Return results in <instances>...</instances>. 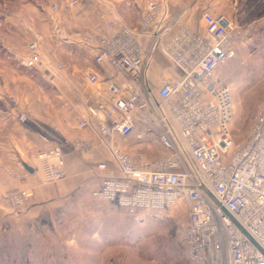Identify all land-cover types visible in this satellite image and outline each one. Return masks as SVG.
Returning <instances> with one entry per match:
<instances>
[{"label":"built area","instance_id":"1","mask_svg":"<svg viewBox=\"0 0 264 264\" xmlns=\"http://www.w3.org/2000/svg\"><path fill=\"white\" fill-rule=\"evenodd\" d=\"M94 1L100 24L77 39L62 34L58 0H49L47 10L50 38L90 52L95 64L112 71L105 81L94 70L83 72L91 92L81 98L80 119L67 123L90 128L113 162L112 167L101 162L91 169L90 176L100 179L92 196L143 221L184 208L186 222L176 232L190 264H264V108L251 118L244 141L236 143L231 88L218 72L236 57L248 29L201 5L202 28L193 29L180 22V15L169 13L170 0H148L139 25L130 27L108 0ZM66 4L75 7L79 0ZM142 37L148 39L146 51ZM44 41L41 33H34L19 64L34 70L52 65L64 69L53 55L50 60L43 55ZM158 51L180 76L162 79L152 89L147 73ZM117 137L137 143L149 138L164 153L154 158L127 154L118 147ZM90 146L82 140L73 145L77 152ZM30 159L40 185L67 175L58 145L35 151ZM30 196L29 190H21L1 199L18 213Z\"/></svg>","mask_w":264,"mask_h":264},{"label":"crops","instance_id":"2","mask_svg":"<svg viewBox=\"0 0 264 264\" xmlns=\"http://www.w3.org/2000/svg\"><path fill=\"white\" fill-rule=\"evenodd\" d=\"M108 1L114 5L118 15L128 26L137 27L148 0ZM208 1L170 0L169 13L174 16L180 15L181 23L201 30L200 5L212 12H220L212 5L219 0H213L212 4ZM48 5L49 0L44 4L37 1L29 3L26 0H4L0 3V208H2L0 219L17 215L37 217L43 210L54 207L63 200L77 197L88 189L97 188L100 179L98 176L92 178L90 171L98 163L104 162L108 166H113L106 149L95 140L90 128H76L70 125L80 119L83 111L81 98L89 96L91 92L83 72L94 70L98 72L100 79L105 81L112 71L95 64L90 52L50 38L47 23ZM58 5V21L62 34L69 39H77L100 24V10L94 0H79L75 7H68L66 0H58ZM34 33H41L45 37L41 46L43 55L45 57L47 55L49 60L53 55L64 64L62 70L55 69L53 65L48 70L40 69L42 71L40 78L56 85L67 86L71 94L68 97L57 96L60 102L66 101L68 104L63 105L59 102L52 113H44V101L47 99H44L42 89L33 73L22 67L18 61V58L26 54L27 44ZM140 43L142 50L146 51L148 39L142 37ZM155 58L163 61L164 67L156 68ZM173 76H180L179 70L162 51L156 52L148 68L149 86L152 89L158 88L162 79ZM3 92L13 93L19 104L10 109V105L3 102ZM80 140L91 143V146L84 151H75L73 145ZM116 143L123 152L131 155L145 153L148 157L154 158L164 153V150L152 143L149 138L137 143L133 138L117 137ZM57 145L63 151L67 175L55 183L40 185L39 175L34 170L30 155L35 151H47ZM104 155L110 158L111 164L102 160L101 157ZM25 166L31 168V171ZM21 190H29L31 196L19 214L13 213L5 206L1 197L3 194ZM120 258L100 256L102 261L107 259L117 261Z\"/></svg>","mask_w":264,"mask_h":264},{"label":"rangeland","instance_id":"3","mask_svg":"<svg viewBox=\"0 0 264 264\" xmlns=\"http://www.w3.org/2000/svg\"><path fill=\"white\" fill-rule=\"evenodd\" d=\"M208 2L212 4L213 0ZM212 5L249 31L236 57L218 71L219 79L231 88L234 107L231 132L239 144L248 133L253 115L264 108V0L248 4L247 0H219ZM258 11L262 14L257 15ZM154 63L156 68L164 67L158 58ZM28 70L47 99L44 113H52L59 105L60 95L71 96L67 86L41 79V70ZM2 95L15 97L8 92ZM4 97L3 102L10 109L19 104L16 97L14 102ZM101 158L111 164L107 155ZM93 189L47 208L37 217L17 215L0 219V264H190L176 232L186 222L184 208L159 220H136L117 205L93 197ZM101 255L121 258L102 261Z\"/></svg>","mask_w":264,"mask_h":264},{"label":"trees","instance_id":"4","mask_svg":"<svg viewBox=\"0 0 264 264\" xmlns=\"http://www.w3.org/2000/svg\"><path fill=\"white\" fill-rule=\"evenodd\" d=\"M254 1H256V0H247V4L250 3V2H254ZM261 14H262V12L261 11H258V14L257 15H261Z\"/></svg>","mask_w":264,"mask_h":264},{"label":"water","instance_id":"5","mask_svg":"<svg viewBox=\"0 0 264 264\" xmlns=\"http://www.w3.org/2000/svg\"><path fill=\"white\" fill-rule=\"evenodd\" d=\"M26 167V166H25ZM29 171H31V168H29V167H26Z\"/></svg>","mask_w":264,"mask_h":264}]
</instances>
